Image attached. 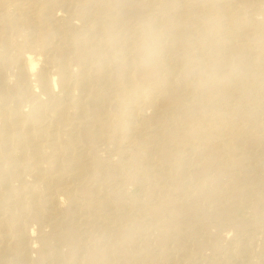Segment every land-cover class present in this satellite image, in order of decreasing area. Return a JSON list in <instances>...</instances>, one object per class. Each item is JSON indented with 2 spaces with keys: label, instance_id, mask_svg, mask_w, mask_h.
<instances>
[{
  "label": "bare ground",
  "instance_id": "obj_1",
  "mask_svg": "<svg viewBox=\"0 0 264 264\" xmlns=\"http://www.w3.org/2000/svg\"><path fill=\"white\" fill-rule=\"evenodd\" d=\"M252 1L0 0V264H205L227 229L264 250Z\"/></svg>",
  "mask_w": 264,
  "mask_h": 264
},
{
  "label": "rangeland",
  "instance_id": "obj_2",
  "mask_svg": "<svg viewBox=\"0 0 264 264\" xmlns=\"http://www.w3.org/2000/svg\"><path fill=\"white\" fill-rule=\"evenodd\" d=\"M249 6H253L254 7V10H248L247 12H243L241 13V18L247 23L249 22L251 25H254V27H256L259 23L261 24H264V0H254L252 1L251 3L248 4ZM239 27L240 25L237 24ZM237 26V27H238ZM139 193V187L134 184V185H131L129 190H128V195H130L129 197H134ZM248 215L249 212L247 209H242L238 212V215L240 216H245V215ZM38 227V224L36 223H32L30 225V230H35L36 228ZM230 229H227L226 230V236H227V239H226V242L224 241V244L223 246L224 247H220V249H212V250H206V253H204L203 255L204 256H201L199 255V258L202 260H200L201 262H205V264H228V262L231 263V261L233 259L236 260L235 258V251H234V245L237 241H240L239 239H237L240 235H242V240H245V235L246 233H249V234H246V237H248L247 239L249 238H252V236L254 237V239L252 238V240H255L253 243L254 245H256V247L253 246V248H251V253L253 254V257H251L253 260H250V263L249 264H264V250H260V241L259 239L257 238L258 234L256 233V231H253L254 232V235H253V232H248V231H244V233L240 232L238 234V232H235L232 230V232L230 231ZM228 233V234H227ZM252 233V236H250V234ZM256 233V234H255ZM233 235V236H232ZM241 237V236H240ZM259 241V242H257ZM229 242V243H228ZM256 242V243H255ZM258 244V245H257ZM230 245V246H229ZM233 245V246H232ZM170 245L168 244L167 247H169ZM254 248H257V249H254ZM233 249V250H232ZM155 252H153L154 254H156L154 256L155 260L159 261V256H157V250L155 249L154 250ZM157 251V252H156ZM258 251V252H257ZM261 251V252H260ZM211 252V253H210ZM230 252V253H229ZM232 252H233V255H232ZM254 252V253H253ZM256 253L258 255H256ZM200 254V253H199ZM207 254V255H206ZM255 254V255H254ZM206 255V256H205ZM209 256V257H208ZM230 257V258H228ZM232 257V258H231ZM204 258V260H203ZM213 258V259H212ZM139 260V259H138ZM219 260V261H218ZM230 260V261H229ZM234 260V261H235ZM256 260V261H255ZM142 260H135V262H140ZM164 261H170V259L167 257ZM172 261V260H171ZM180 261V260H179ZM178 261V263H179ZM233 261V262H234ZM258 261V262H257ZM213 262V263H212ZM237 260L235 261V264H239V263H236ZM249 262V261H248ZM247 262V263H248ZM229 263V264H230ZM245 262V264H247ZM241 264V263H240ZM244 264V263H242Z\"/></svg>",
  "mask_w": 264,
  "mask_h": 264
}]
</instances>
